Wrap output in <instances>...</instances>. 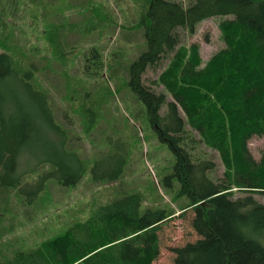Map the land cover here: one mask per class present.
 <instances>
[{
    "label": "trees",
    "instance_id": "1",
    "mask_svg": "<svg viewBox=\"0 0 264 264\" xmlns=\"http://www.w3.org/2000/svg\"><path fill=\"white\" fill-rule=\"evenodd\" d=\"M138 1L136 29L143 33L144 50L127 65L114 56L108 64L97 47L77 51L66 41L75 28L47 24L44 17L51 52L38 59L41 49L15 43L8 22L15 17L0 7V243L14 201L36 208L50 184L76 188L88 171L95 184L119 182L128 174L133 146L114 127L101 144L108 151L93 160L84 157L68 110L53 98L57 86L51 78L60 76L61 101L76 107L86 135L101 122L111 99L127 90L172 153L174 162L161 175L160 189L177 204L181 217L192 210L191 225L199 236L173 250V264H264V204L254 198L264 195V155L256 161L248 147L252 138L264 137V0ZM92 14L99 15V23L91 19L85 35L109 23L99 11ZM211 19L220 20L225 46L203 63L198 45L181 44L180 30L193 36ZM167 60L152 87L145 85L148 70ZM201 146L218 153L222 180L212 178L215 163L196 154ZM104 157L106 163L100 161ZM156 188L151 182L156 195L151 202L161 206H145L150 199L141 191H121L93 206L87 219L0 264H155L158 233L176 214L164 206Z\"/></svg>",
    "mask_w": 264,
    "mask_h": 264
},
{
    "label": "rangeland",
    "instance_id": "2",
    "mask_svg": "<svg viewBox=\"0 0 264 264\" xmlns=\"http://www.w3.org/2000/svg\"><path fill=\"white\" fill-rule=\"evenodd\" d=\"M37 5L35 3H37ZM184 2L185 0H177ZM0 7H4L8 15L15 17L9 19L11 27L15 31V43L31 49L38 47L41 49V55L38 59L50 53L48 50V38L44 34L46 27L41 19L48 18L47 24L63 23L67 28L73 29L69 34L68 43L76 46L77 51L85 54L92 47H97L102 52L105 62L109 64V59L114 56L119 63L127 65L134 60L144 50V39L141 30L136 29L139 20V1L138 0H1ZM99 11L102 16H108L107 24L97 29H90L91 33L85 35L92 26L91 19L94 18L92 10ZM59 14V15H57ZM93 19V23H99V15ZM58 21V22H56ZM219 19H211L203 22L197 27L193 36L180 30L181 44L184 46L198 45L203 63L208 62L210 58L223 49L225 44L219 31ZM135 27V28H134ZM79 60L78 64H80ZM83 61V60H82ZM111 62V61H110ZM169 60L160 67L149 69L144 76V83L152 87L153 82L157 81L162 74ZM124 68V66H123ZM77 72L72 71L71 75L76 76ZM104 79L107 78L104 72ZM60 76H54L51 79L57 86L53 92L55 102L64 110H68L72 119L71 131L76 137H81L82 154L85 158L93 160L108 149L101 146L105 142V133L111 132L113 127L119 133L124 135V139L130 142L132 155L128 174L121 181L111 184H95L89 179L91 176L88 171L87 176L81 183L73 189H64L55 182L50 184L48 195H45L42 204L36 208H21L14 201V213L10 214L5 220L3 227H7L2 243H0V261L10 257L19 250H28L35 248L41 241L47 240L63 232L67 227L73 225L79 220H85L89 217L93 206H97L115 197L116 193L143 192L150 199L146 201L145 206H161L151 202L155 198V193L150 190L151 182L156 185L160 196L164 199V206L169 205L175 211L172 220L163 224L158 233L160 240V256L155 264H173L175 254L173 250L183 247L188 243L197 241L199 236L193 230L191 222L194 217L192 210L181 217V212L170 201V197L160 189L161 175L167 174L170 170L174 158L166 145L161 144L157 139L152 128L144 120L141 106L135 99L128 94L127 90L116 98H112L109 106L104 107V117L101 122L89 133H84V126L81 117L75 112L76 107L61 101V96L65 91L61 90L62 79ZM102 81L90 85L95 89L99 87ZM115 91V84H110ZM163 92V88H156ZM169 96L168 101H172ZM110 109V110H109ZM109 110V111H107ZM133 114H137V118ZM75 137V138H76ZM117 142L122 143L121 138H115ZM101 146V147H100ZM249 150L256 161H260L264 155V137H254L248 143ZM198 149L196 154H205L207 159L212 160L216 169L211 174L214 181L223 179L224 168L219 155L214 150L206 149L204 146ZM104 163L107 158L100 159ZM25 166V165H24ZM237 192V191H236ZM235 192V193H236ZM245 196L237 193L236 197ZM254 198L264 204V195L257 193ZM17 206V207H16ZM5 227V228H6Z\"/></svg>",
    "mask_w": 264,
    "mask_h": 264
},
{
    "label": "bare ground",
    "instance_id": "3",
    "mask_svg": "<svg viewBox=\"0 0 264 264\" xmlns=\"http://www.w3.org/2000/svg\"><path fill=\"white\" fill-rule=\"evenodd\" d=\"M189 211V210H188Z\"/></svg>",
    "mask_w": 264,
    "mask_h": 264
}]
</instances>
